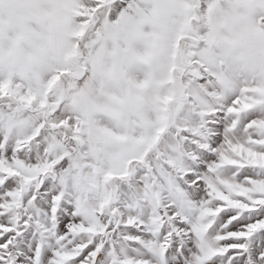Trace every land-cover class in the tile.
Here are the masks:
<instances>
[{"label": "snow or ice", "instance_id": "obj_1", "mask_svg": "<svg viewBox=\"0 0 264 264\" xmlns=\"http://www.w3.org/2000/svg\"><path fill=\"white\" fill-rule=\"evenodd\" d=\"M0 264H264V0H0Z\"/></svg>", "mask_w": 264, "mask_h": 264}]
</instances>
